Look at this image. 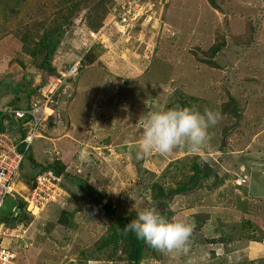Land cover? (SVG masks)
<instances>
[{
  "label": "rangeland",
  "instance_id": "rangeland-1",
  "mask_svg": "<svg viewBox=\"0 0 264 264\" xmlns=\"http://www.w3.org/2000/svg\"><path fill=\"white\" fill-rule=\"evenodd\" d=\"M104 1L115 6L121 0ZM148 1L149 16L135 35L139 23L130 19L127 35H106L107 48H92L96 63L63 85L55 112L41 126L43 137V132L53 136L31 144L27 155L44 165L60 159L65 172L77 177L62 178L65 192L59 202L10 225L21 227L15 228L17 235L25 230L20 240L10 243L19 264L77 263L114 215L133 206L147 212L150 182L170 160L191 154L216 161L222 183L167 200L178 226L173 234L157 235V257L141 264H240L255 257L253 244L246 242L235 241L234 251L215 258L190 247L221 236L220 230L242 219L264 224V0H215L217 10L206 0ZM84 22V12L71 17L52 54L53 74L11 66V57L0 52V108L15 93V104L23 105L25 91L35 96V87L47 94L43 88L50 78L91 45ZM216 42H223L216 55L203 54ZM210 58L214 66L204 62ZM227 92L239 100V117L220 112ZM187 96L194 97L191 110L184 112L188 117H168L173 102ZM51 121L54 130L49 129ZM41 144L53 153L41 151ZM22 170L15 188L25 196L32 181L27 182V166ZM238 177L245 181L238 180L242 185L235 183ZM89 185L101 192L113 215L111 207L101 209V198L91 195ZM66 215H74L71 226ZM146 217L151 219L150 214Z\"/></svg>",
  "mask_w": 264,
  "mask_h": 264
},
{
  "label": "trees",
  "instance_id": "trees-1",
  "mask_svg": "<svg viewBox=\"0 0 264 264\" xmlns=\"http://www.w3.org/2000/svg\"><path fill=\"white\" fill-rule=\"evenodd\" d=\"M48 1V3H45L47 1L43 0H0V41H3L0 44V52L11 57L9 60L11 66L17 65L22 70L30 67L42 70L44 73L53 74L54 70L51 68L52 54L59 44L61 35L65 30L69 29L73 15L77 12H84L85 25L90 30L98 32L115 17L117 12L120 11L121 5H125L129 0H121L115 6L114 4H107L104 0ZM206 1L212 9H218L215 0ZM138 29V27L134 29V35ZM115 35L117 36L116 33L109 36L111 38ZM6 37L8 40H3ZM222 45L223 42L213 43L207 52H203V54L213 57L220 51ZM97 46L98 44H95L94 48L98 49ZM85 49L80 50L79 57L81 56L83 63L91 64L96 59L94 49L89 48L82 57ZM109 57L106 56L104 61L108 60ZM74 61L70 62L68 66ZM204 62L213 64V66L215 64L211 62V58ZM56 76L59 77V74ZM31 90L37 93L36 88ZM28 91H25V102L23 105L15 104L19 99V95H16V93L8 105L19 109L30 108V99L33 95ZM226 94V99L221 103V114L239 117L238 98L229 92ZM187 97L189 98L185 101L177 99L173 102L172 107L167 111L168 117H175L180 114L181 116L184 114L185 118L188 117V114L184 112L191 110L190 108L192 107L189 100H193L194 97ZM178 107L182 109V113H177ZM52 108L55 112V104L52 105ZM4 118H9L8 114L0 111V131L4 130L2 126ZM27 120H30L29 115ZM53 124L55 125L51 121L49 126ZM43 133L46 135L45 132ZM21 145L20 149L22 150L25 146L24 144ZM31 148V144L25 148V154L19 166V172L22 174V169L26 166L30 170L29 178L31 179L27 181L29 184L32 181L31 185H33L36 175L46 170L57 176L61 175L65 179L69 177L71 181L76 179L77 176L75 177V174L68 175L65 172L64 162L60 159L54 157L51 162L44 165L41 161L33 159V154L31 156L27 155ZM43 150L45 152L48 151L47 148H43ZM27 156L29 157L27 158ZM140 168L141 166H138V170ZM219 171V164L206 155L191 154L170 160L159 171V175L148 185V189L151 192V205L148 211L143 212L142 207L134 208L133 206L132 210L114 215L111 225L103 235L88 246L87 250L80 253L81 258L75 264H91L94 261L103 262V264H117L118 262L123 264H141L146 259H155L157 257V248L154 240L157 235L173 234L174 229L178 226L173 218L174 212L169 208L167 200L172 196L193 194L197 189H216L222 183ZM147 173L154 176L153 173ZM89 189L93 197L101 198V209H110L111 206H105V198L99 190L90 185ZM15 208L17 212L15 215L13 212L8 215L1 214L3 218H0V221L7 225H13L25 222L27 217L28 219L29 217L31 218L32 215L25 211V202H16ZM111 209V214L113 215L114 209L112 207ZM146 214H150L151 219L147 218ZM66 216L71 218L69 222V226H71L72 220L74 221V215ZM194 217L195 221H198V214ZM198 225L200 224L198 223ZM220 232L221 236L205 239L199 244L191 246L190 251L195 253L196 250L202 249L209 253V258H215L221 254L226 255L234 251L235 246L232 245L235 241L252 243L255 257L243 259L240 264H264V224L259 225L250 219H242L239 223L232 224L224 230H220ZM70 264H73V262Z\"/></svg>",
  "mask_w": 264,
  "mask_h": 264
},
{
  "label": "built area",
  "instance_id": "built-area-1",
  "mask_svg": "<svg viewBox=\"0 0 264 264\" xmlns=\"http://www.w3.org/2000/svg\"><path fill=\"white\" fill-rule=\"evenodd\" d=\"M147 2L142 0H130L121 6L118 14L99 32H89L93 42H99L105 47L106 35L116 33L122 36L127 35V25L130 19L141 20L143 22L149 16ZM108 32H110L108 34ZM76 61L67 71L62 74L61 79L51 82L47 94L41 93L42 98L32 102L30 110H16L11 107H5L3 112L8 113L9 119L4 120L5 131L0 132V209L7 195L11 194L13 189V178L18 170L22 160V153L18 150L20 144L27 148L34 137L38 136L37 130L42 117L50 107L52 98L59 85L64 80L78 73L80 68H84ZM57 82V83H56ZM31 119L27 122L23 119L27 116ZM13 119V120H12ZM12 120V121H11ZM22 120V123H21ZM8 128V129H7ZM12 132V133H11ZM16 133V135L14 133ZM24 132V133H23ZM24 134V135H23ZM238 182V180L236 181ZM243 182V180H242ZM64 191L61 187V176H56L50 171L42 172L35 178L34 186L28 190L25 196H20L26 202V209L34 215L49 203L59 202ZM35 211V212H34ZM34 212V213H33ZM37 212V213H38ZM16 230L6 227L0 223V264H15V253L6 243L12 237L20 236L15 233Z\"/></svg>",
  "mask_w": 264,
  "mask_h": 264
},
{
  "label": "clouds",
  "instance_id": "clouds-1",
  "mask_svg": "<svg viewBox=\"0 0 264 264\" xmlns=\"http://www.w3.org/2000/svg\"><path fill=\"white\" fill-rule=\"evenodd\" d=\"M142 2H147L148 4H150V2L148 1V0H142ZM151 5V4H150ZM122 6V5H121ZM117 14H118V12H117ZM116 14V15H117ZM115 15V16H116ZM138 23L139 24H137V27H139V30L141 29V26H140V23H141V20H139L138 21ZM105 26H107V25H105ZM104 26V27H105ZM103 27V28H104ZM102 28V29H103ZM90 31H92V32H96V31H93V30H90V29H87V35L89 36V32ZM99 32V31H98ZM89 40H90V42H91V45L90 46H86V49H85V51L82 53V57L84 56V53L85 52H87V50L90 48V49H92V48H94V45L95 44H98V46H97V48L98 49H101V48H107V47H105L103 44H101V43H99V42H93L92 43V39H91V37L89 36ZM99 59H98V61H101V57H98ZM97 59V58H96ZM96 59H95V61L93 62V63H91V64H87V63H83L82 62V58H81V56L80 57H78L70 66H68L64 71H60V72H58V74H59V77H57L56 75H51L52 77L50 78V80H49V82L47 83V87H45L44 86V88H43V90H48V88H49V84L51 83V82H54V81H56V79H61L62 78V74L63 73H66V71L76 62V61H79V64L80 65H84L85 67H88V66H90V65H94V63H96ZM103 61L105 60V59H102ZM104 64H106V63H104ZM84 67V68H85ZM84 68H80L79 69V71H78V73L77 74H75V75H72V76H69V77H67L65 80H64V82H62L60 85H59V87H58V89L56 90V92L54 93V95H53V98H52V101H51V105H50V107L48 108V110L46 111V113H45V115L42 117V119H41V121H40V125L38 126V130H37V133H38V136L37 137H34L33 139H32V141L30 142V144H32V142L34 141V139H37V138H42L43 136H42V132H41V126L44 124V122H45V120L48 118V116L50 115V113H52V115H53V111H54V109L52 108V105L54 104V102L56 101V99H57V97H58V95L60 94V90L62 89V87H63V85H65L67 82H68V80H70V79H72L73 77H75V76H77L78 74H79V72L82 70V69H84ZM46 81V78H45V80H44V82ZM57 83V82H56ZM36 88V90H37V94L35 95V96H32L31 97V99H30V104H31V106H32V102L34 101V100H38V99H40V98H42V96H41V91H40V89L38 88V87H35ZM34 97V98H33ZM55 100V101H54ZM5 107H11V108H13V109H16V110H30L31 109V107L30 108H21V109H19V108H15L14 106H10V105H8V106H4V107H2V108H0V111L1 112H3V110H4V108ZM5 113V112H4ZM8 114V113H7ZM9 116V115H8ZM10 118V117H9ZM9 118H4L3 120H2V126H3V128H4V130L3 131H5L6 130V128H5V126H4V120H6V119H9ZM11 119V118H10ZM30 119H31V117H30ZM13 120V119H12ZM11 120V121H12ZM24 121H27L28 122V120H27V117L26 118H24L23 119V122ZM142 122V121H141ZM22 123V122H21ZM145 123V122H144ZM8 129V128H7ZM3 131H0V132H3ZM24 135V134H23ZM29 144V145H30ZM28 145V146H29ZM21 144L19 145V147H18V150L22 153V160H23V155L25 154V148L23 147V149L21 150L20 148H21ZM21 160V161H22ZM21 163V162H20ZM19 166H20V164H19ZM74 169H75V171L76 172H78L79 173V170L77 169V167H74ZM46 171H48V170H46ZM46 171H44V172H46ZM18 172H19V167H18V170H17V172H16V174H15V176H14V178H13V191H12V193L11 194H9V195H7V197H6V199L4 200V202H3V204L5 203V201H7V200H11V201H13L14 202V206H13V208H12V210H11V212L10 213H12L13 212V214L15 215V213H17L16 212V201H14L13 199H16L15 198V195H19V197H21V196H23L16 188H15V180H16V178H17V176H18ZM51 172V171H50ZM42 173V172H41ZM41 173H38L37 175H39V174H41ZM54 174V173H53ZM36 175V176H37ZM57 176V175H56ZM61 176V175H60ZM36 178V177H35ZM35 178H34V181H33V185H31L30 186V188H29V190L34 186V184H35ZM239 179H241V180H243L242 178H236L234 181H235V183L237 184V185H242L241 183H238V182H236L237 180H239ZM245 181L243 180V183H244ZM61 183H62V176H61ZM16 190L18 191V192H16ZM63 191L65 192V190L63 189ZM28 192V191H27ZM20 194H21V196H20ZM63 195H64V193H63ZM20 201H23V202H25L24 201V199L21 197V200ZM3 206V205H2ZM2 206H1V208H2ZM25 211L26 212H28V213H30L29 211H27L26 210V202H25ZM1 209H0V215H1ZM4 214V213H3ZM9 214V213H8ZM7 214V215H8ZM31 215H33L32 213H30ZM0 223H2L3 225H5L6 227H9L10 229H13V230H16L15 228L16 227H18V226H10V225H7L6 223H3V222H1L0 221ZM18 228H20L21 229V227H18ZM24 233H25V230L24 229H22V233L20 234V236H18V237H16V236H14V237H12L10 240H7V242L6 243H13L14 242V240L16 239V240H20L21 238H22V236L24 235ZM10 248L12 249V251H14L13 250V248H12V245H10ZM14 253H15V256H14V262H15V264H19L18 262H17V256H16V252L14 251Z\"/></svg>",
  "mask_w": 264,
  "mask_h": 264
},
{
  "label": "crops",
  "instance_id": "crops-1",
  "mask_svg": "<svg viewBox=\"0 0 264 264\" xmlns=\"http://www.w3.org/2000/svg\"><path fill=\"white\" fill-rule=\"evenodd\" d=\"M103 71V70H102ZM105 89V85H103V86H101V90L102 89ZM53 122V121H52ZM55 123V122H54ZM54 127H55V125L53 124V125H50V127H49V129L50 130H54ZM88 128V126L86 127V129ZM46 135H44V136H46V137H42L43 139H45V138H51V136H53V135H51V136H49V134H47V133H45ZM63 134H65V133H61V135H63ZM83 134V133H82ZM58 136H60V135H58ZM82 137H83V135H82ZM41 139V138H40ZM40 144L39 143H37V146H36V148H39L38 146H39ZM46 145L45 144H41V147L40 148H46L45 147ZM49 148V147H48ZM55 148V147H54ZM51 149V148H50ZM125 149H127L126 147H125ZM43 149H41V151H42ZM36 152V151H35ZM48 152H50V150L48 149ZM52 152V151H51ZM50 152V153H51ZM53 153V152H52ZM138 153H141V149L138 151ZM144 153V152H143ZM143 153H142V155H143ZM56 154L58 155V152H56ZM131 155V154H130ZM27 210V209H26ZM264 252V251H263ZM92 263H94V264H103V262H101V263H99V262H92ZM91 263V264H92ZM105 264H110V263H105Z\"/></svg>",
  "mask_w": 264,
  "mask_h": 264
},
{
  "label": "water",
  "instance_id": "water-1",
  "mask_svg": "<svg viewBox=\"0 0 264 264\" xmlns=\"http://www.w3.org/2000/svg\"><path fill=\"white\" fill-rule=\"evenodd\" d=\"M13 206H14V202L13 201H11V200L5 201V203L3 204L2 208H1V212L4 213V214H8V213L11 212ZM186 234H190V233L187 232Z\"/></svg>",
  "mask_w": 264,
  "mask_h": 264
}]
</instances>
